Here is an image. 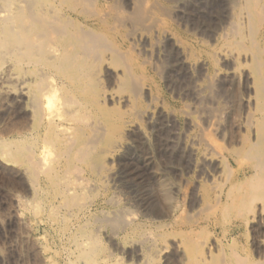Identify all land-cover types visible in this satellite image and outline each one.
Masks as SVG:
<instances>
[{"label":"rangeland","instance_id":"obj_1","mask_svg":"<svg viewBox=\"0 0 264 264\" xmlns=\"http://www.w3.org/2000/svg\"><path fill=\"white\" fill-rule=\"evenodd\" d=\"M99 1L102 5V13L104 14L101 17L105 19L103 21L106 25L107 34L110 36L108 41H110L112 44L110 45L113 48L117 47L120 56L122 54L125 57H119L120 63L112 64L108 60L109 54L106 53L107 61L102 63V68L104 66L103 71L105 72L101 68L96 76V81L98 80L97 84L100 91L102 90L101 92L106 94L107 99H102V103L105 101L103 103L105 108L119 114L121 113L122 117H118L119 120L115 116L112 117V119L118 120V129L114 131L98 124L99 128L104 129L102 132L99 129V139L102 142L111 139L110 144L113 142L108 146L109 150L108 148L105 149V145L102 147V151H104V153L102 152V159L104 158L103 162H105L103 163V167H106V170L100 167L101 169L98 168L96 170L98 173L96 171H93L94 173L87 171L80 172V174L77 172L69 174V180L74 181V184L77 181L79 183L76 186L70 185L73 186L72 188L65 184L67 189H71V193L75 192L76 194L75 205L65 206L62 199L53 193L51 187L45 181L44 173L40 172L41 175L39 172L37 174L34 172V175L36 174L38 178L34 177L27 161H25L27 158L13 155L18 144H26V146L29 145L34 157V143L31 142L34 138V103L32 101L33 105H30L31 100H33V94L30 90L31 85L27 81L30 78L28 74L30 69L28 66L22 65L24 68L21 66L20 72L16 70L17 68H12L14 65L9 61V63L0 66V75L8 68H11V74L14 77L10 79L9 84H5L4 88L0 89V97L3 99L0 98V106L2 107H0V141L4 140V143L0 142V144L9 145V147L14 145L11 147V155H6L8 152L4 153L3 150L5 149H0V153L2 150V154H0V264H149L151 258H154L156 264H164L165 261H167L165 264H180L179 252L183 249L182 244L178 242V240L182 241L180 235L191 231L190 228H195L194 226L197 224L200 216L207 213L211 206L209 203H202L201 187L209 185V182L214 178L213 170L217 172V175L219 174L218 167L221 154H217L216 156L215 153L217 151V153H223L229 148H237L241 141L240 138L244 136V112V115L242 112L241 115H233L230 120L225 119L222 114H220V120L216 119L217 116L214 118L217 121L212 119V110L220 102V95L223 92L221 86L222 78L226 74L227 69L225 67L227 68V66L226 64L224 65L225 62H221L222 60L218 61V65L214 69L216 70L215 76L213 75L212 77L214 70L210 67L207 55L211 53L214 44L217 41H221V37L226 32L227 27L226 23H224V27L221 22H227L226 17L231 16L230 14L237 11L239 0ZM104 5L110 7L106 9ZM139 5L141 7L143 5L142 10L145 14L142 13V15L144 14L145 17L139 16L141 15L139 13L142 12V10H139L141 9ZM225 5L234 8L230 9V7L228 8ZM144 6L149 10L146 11L147 8L144 9ZM111 7L114 9L111 10ZM87 9L85 10L87 22L91 24L98 17V14L95 12V15H91V12L88 15L92 9ZM225 9L226 11H224ZM229 10L232 12L230 13ZM105 13H107V16ZM134 13L138 14L137 16L139 17L137 18ZM224 15L226 16L224 17L226 21L222 18ZM118 16L122 20L124 18V20L122 22L120 20H117L118 22L112 20V17L120 19ZM216 30L219 31L216 32ZM107 43L109 44V42ZM120 50L122 51L120 52ZM124 59L125 61L127 59L125 64ZM127 64L130 67H126ZM122 65L123 67L121 68H124L123 70L120 68ZM105 66L107 67L105 68ZM125 68H127V71ZM25 71L28 73L25 74ZM125 71L128 74L131 72V76L135 75L132 79L133 81L129 78L131 76L125 74ZM121 72L126 75L124 78ZM16 73L18 75H14ZM22 73L25 75L21 76ZM118 73L120 75H117ZM110 76L115 81H111ZM119 79L121 80L119 81ZM18 81H22L24 84L20 85ZM28 86L29 88H27ZM238 87V90L236 89L238 94H242L240 90H243L245 93L242 85ZM13 89L17 93H13ZM21 89H23V93L26 95L24 96V101L18 100V97H20L19 92L22 91ZM5 99L6 102H4ZM54 103L52 102L51 105H56L57 101ZM31 111L33 112L32 114ZM242 111L245 110L242 108ZM214 114L213 116H215ZM208 116L209 119L211 116L213 120H210L211 123L215 122L216 124L217 122L218 125L220 124L217 129L215 128L217 132L214 130L216 133H212L210 130L214 129V127L211 128L210 125V128H208L207 126L209 125L208 122H210L208 121ZM234 117L235 119H233ZM88 119L91 121H88ZM92 120L88 117L85 123L81 124V127H85L84 129L87 130L86 127H90L93 124ZM232 120H235L236 124ZM88 124L90 125L88 126ZM235 127L237 129H234ZM200 129L204 131L201 130L203 138L207 130L211 132V134L208 133L209 136L206 134L204 141L206 140L209 146L213 145L212 147H209L206 142H200L203 141L202 137L199 138L202 135L200 134ZM27 130L28 133L26 132ZM105 132L107 133L105 134ZM214 134H216V139L213 138ZM111 137L115 138L114 141ZM211 137L212 140H210ZM19 139L20 141L22 139L24 142L19 143ZM1 145L0 148L4 147ZM3 153L9 156V158ZM38 156L41 157V155ZM10 157H12L11 160ZM52 158H54V154ZM134 161L138 164H134ZM132 162L133 164H131ZM127 163L129 164L127 165ZM106 164L109 165L106 166ZM211 168L213 169L212 171ZM207 175L211 178H207ZM73 176H76V178ZM79 177L82 178L79 179ZM89 179H91L90 182H88ZM99 180L103 183L99 184ZM206 180L209 182L207 183ZM158 182H165L168 185V189L170 188V209L163 199L158 196ZM85 183L87 186H85ZM88 185H94L92 188L95 190H92L91 186L89 188ZM86 188L87 191H85ZM89 193L92 194L89 195ZM206 206H208V209L203 208ZM30 212L34 213V215ZM104 217L108 220L107 224L105 221H100L104 220ZM125 217L127 219H124ZM96 218L100 223L95 220ZM113 218L114 220H112ZM90 219L93 222L92 224ZM128 219L130 221L127 224ZM256 219L258 217H255L254 223L253 221H249L250 225L248 224L243 228L237 236L240 248H245L244 250L248 251L249 254L251 253V259L259 261L262 256L263 246L261 244V237H257V234L261 236V227L260 225L257 226L258 221ZM110 221L111 224L114 221V225H117L119 230L117 228L113 229L114 225L108 224ZM125 221L126 223H124ZM160 224L161 226H159ZM228 228L229 225L225 227V229ZM198 231L196 228L195 233ZM135 234L138 238H135ZM160 234L163 235L160 236ZM157 235L159 236L158 238ZM144 236L146 237L145 241ZM168 236H171V239ZM254 237L257 238L255 239ZM88 239H93L96 242L97 246L95 249L93 246H90ZM202 240H206L207 246L213 250V253L217 251V246L213 244L215 240L211 236H208L207 231H205ZM251 240H253V243ZM138 242L139 244L137 245ZM176 245H178V248ZM83 252L88 255V259L82 258L81 254ZM255 253L258 254L255 255ZM134 256L136 257L134 258ZM141 261H144V263Z\"/></svg>","mask_w":264,"mask_h":264},{"label":"bare ground","instance_id":"obj_2","mask_svg":"<svg viewBox=\"0 0 264 264\" xmlns=\"http://www.w3.org/2000/svg\"><path fill=\"white\" fill-rule=\"evenodd\" d=\"M0 2L2 3L0 5V66L5 63L12 62V64L14 65V67L12 68H17L16 70L18 71L21 70L22 65L29 67L30 71L28 70L29 73L28 72L27 73L29 74L30 78L27 81L29 85H31L30 90H31V93L33 94V100H31V103L29 101L28 102L30 103L31 106L33 105L32 101L34 103V117H33L34 118V127H33L34 128V138L33 140H31V142L34 143V157L32 155L33 152H31L29 148V145L26 146V144L25 145L18 144V147L16 146V150L14 152L15 154L13 155H16L17 157L19 156L21 158H27V160L25 159L24 160L27 161V164L30 167L33 175H34V172H36V174L37 172L44 173L45 181L51 187L53 193L55 195H58L62 199V202L65 204V206H69L73 204L75 205L76 194L73 191H72L73 193H71L70 192L71 189H67L65 187L66 186L65 184H67L68 186L70 185L76 186L78 181L77 183L75 182L76 184H74V181H71V179L69 180L68 178L69 174L71 173L73 174L76 172L80 174V172L82 173V172H87V171L93 172V171L98 170V168L101 169L100 167H103V163L105 162H103L104 158L102 159V156H103L102 154L104 153V151H102L103 149L102 147H104L105 145V149H106L113 142L110 144L111 139L105 140L103 142L99 139V135H100L99 129L101 128H99L98 126L101 124L109 128L110 130L114 131L118 129V120H119L118 117H122L121 113L119 114V113L110 111L111 109L108 110L105 108L103 104L105 101L102 103L103 101L102 99H107V97L104 92H101L102 90L100 91L99 86L97 84L98 80L96 81L97 79L96 76L98 75L99 70L102 68V63L107 61L105 54L106 53L109 54L108 60L112 64H117L120 60L119 57H121L122 54L120 56L117 47L115 46L116 48H113L111 46L112 44L110 43V41H108L110 36L107 34L106 25H105V22L103 21L104 18L102 19L101 17V16H104V14L102 13L103 9H102V5L99 0H0ZM143 2L145 3V1ZM232 5L234 6V4ZM145 6H144V9L147 8V7L145 8ZM225 6H227L228 8L230 7L228 5H225ZM104 7H106L107 9L110 6L108 7L104 5ZM139 7L141 8L139 9L141 11L143 8L140 5ZM87 8L92 9L91 11H89L88 15L91 14V12H92L91 15H95L96 13L98 14L97 15L98 17L95 19L93 23L91 22V24L87 22V17H86L87 14L85 11ZM231 8L232 7H230V9ZM237 8H238L237 11H234L233 14H230L231 16H228L229 13L227 15L228 17H226L225 15L222 16V18L224 17L227 18V22H221L223 23L222 26L224 27H225L224 23H226V26H227L226 32L223 33V36L221 37V41L220 42L217 41V43L214 44V46L212 47L211 53L207 54L210 67L213 70L216 69L218 65V61H221V60H222L221 62H225L224 65L226 64L227 66V68L225 67V69H227L226 74L222 78L221 86H222L223 92H222V89L220 88L222 92V95H220L221 98L218 97L219 95L217 96L218 98H220V102L216 104V107L213 108L214 110L211 109L213 113L212 111H210V113H212L211 116L213 117L212 118L213 120L216 116H217L216 119H219L220 114H222V116L224 115L225 119L230 120V118L233 117V115L238 116V115H241V112L242 113L244 112L245 113V117H243V119L245 120L244 136L240 138L241 141L240 143L238 142L239 146H237V148H229L228 150H225L223 153H220V152L217 153L218 151L215 153L216 156L217 154L218 155L221 154L220 161H219V167H218L219 174L217 175V172L211 168V171L213 170L212 173L214 175V178L210 182L206 180L207 183L209 182V185H205L204 187H201L202 203L203 204L209 203V205L211 206L209 209L207 208L208 206L203 207L205 209H208V212L200 216L197 224L194 226L195 228H190L191 231L184 233L182 235L178 234L182 238V241L178 240V242H180L183 246V249L179 252L180 264H264V0H239ZM112 9L114 8L111 7V10ZM148 10L149 9L147 8L146 11ZM224 11H226V9ZM229 11L230 13L232 12L231 10ZM142 13H144L143 10L142 12L139 13L141 14L139 15L140 17L141 16L143 17L145 14L144 13L142 15ZM105 14L107 16V13ZM137 15L138 14H136V17L138 18L139 16ZM116 18L112 17V20L113 21L116 20V22H118L117 20H120L121 22L124 20V18L122 20L119 16L118 18L120 19H116ZM117 25L119 26V24ZM218 31L216 30V32ZM222 31H223V28H222ZM107 42H109V44ZM128 48H131V47H128ZM131 49H134V48H131ZM121 51L122 50H120V52ZM124 57L125 56H122V58ZM126 61L124 59V64ZM128 64L126 67L129 66ZM106 67L107 66H105V68ZM121 67H123V65L120 66V68ZM103 68H102V71H103ZM125 70L127 71V68H125ZM126 71H125V74H127V76H131L130 75L131 72L128 74V72ZM215 71L216 70L212 72L213 73L212 77L213 75L215 76L214 74ZM18 73L14 75H18ZM27 73L25 71V74ZM24 75L22 73L21 76H24ZM117 75H120V74L118 73ZM122 75H123V78L126 76L124 74ZM12 76L13 75L11 74V68L10 69L8 68L4 73L0 75V89L4 88L5 84L7 83L9 84L10 79L14 78ZM134 76H131L129 78L132 80ZM130 79L128 80V83ZM112 80L113 79L111 78V81ZM120 80L121 79H119V81ZM18 82L20 83V85L24 84V82L22 81H18ZM119 83L121 84V82ZM16 84H17V81H16ZM125 84H126V81H125ZM240 85H242L243 87L242 89L245 90V93L243 90H240L242 94L244 93L243 95L242 94L240 95L236 92L237 87ZM27 88H29V86ZM27 88L26 90H28ZM21 90L22 91L19 92L20 97H18V100L24 101V96L26 95H24L23 89ZM119 90L121 89L119 88ZM14 92L16 91L14 90L13 93ZM32 94H29V95H32ZM56 97H57V100H56ZM56 101H57V104L52 106L51 105L52 102L56 103ZM4 102H6V99ZM114 105H115V102H114ZM119 106H120V103H119ZM242 108L245 111H242ZM214 111H215V114H214ZM32 113L33 112L31 111V114ZM213 114L215 116H213ZM113 116H115V118L118 120H115V118H113L114 119L113 120L112 119ZM211 116H210V119L208 116V121L212 120ZM222 116L221 118L223 119ZM88 117H90V119H93L94 121L92 120L93 124L90 127H86L87 130H85L84 129L85 127L82 128L81 124L85 123V120ZM233 119H235V117ZM88 121H91V120L88 119ZM214 121H217V120H214ZM232 121L234 122V124H236L235 120H232ZM208 123H209V125H207L208 128L214 127V129H210L212 133H214L215 131L217 132L216 129L218 128L220 124L218 125L217 122L216 124L215 122L211 123V121ZM90 124H88V126ZM234 129H237V128L235 127ZM103 130L104 129H101L100 131L102 132ZM201 130L202 129H200V131ZM202 131L200 132V134L202 135L200 134H199L200 136L198 135L199 138L202 137L203 139V141H200V142H206V140L204 141V138L206 134L208 133L211 134V132L210 131L208 132L207 130V133L206 134L204 133L205 135L203 138ZM26 132L28 133V130ZM106 133L107 132H105V134ZM215 136L216 134H214L213 138H215ZM210 140H212V137ZM3 141L4 140L2 139V142ZM18 142L20 143L24 141H22V139L20 141L19 139ZM3 146L4 147L0 149H5L3 150L4 153L8 152L6 153V155L7 154L11 155L12 154L11 147H13L14 145L13 146L10 145L11 147H9V145H3ZM212 146H209V147H212ZM202 150H203V147H202ZM0 154H2V150ZM53 154H54V158H52ZM38 155H41V157ZM6 157L9 158V156H6ZM11 158L12 157H10V160ZM21 158H19V160H21ZM128 164L129 163H127V165ZM131 164H133V162ZM134 164L137 165L138 163H135L134 161ZM107 165L109 164H106V166ZM103 168L106 170V167H103ZM36 174L34 175V177L35 176L37 177ZM124 174H126V172H124ZM209 175H207V178H209ZM76 176H73V177L76 178ZM84 177H87V176H84ZM80 178L82 177H79V179ZM134 178L136 177L134 176ZM90 180L91 179H89L88 182H90ZM99 181H100L99 182L100 184L102 181L101 180ZM32 182L34 183V181ZM132 182L134 183V181ZM158 183H159L157 185V189L159 193L158 196H160L163 199V201L168 205L170 209L171 208V197H170L171 193L169 194L170 188L168 189V185L165 182H158ZM73 186H70V187L72 188ZM85 186H87L86 183H85ZM92 190H95V189L92 188ZM85 191H87V188ZM91 194L92 193H89V195ZM44 206H45V203H44ZM201 210L203 211L204 209H201ZM164 211L163 213H165ZM173 212H174V209H173ZM32 214L34 215V213ZM52 214H53V211H52ZM95 216L93 217L95 218ZM255 217L256 218L258 217V219H256L258 221V224L256 223L257 226L260 225L262 229V230L260 229L261 236H259V234H257L258 236L256 235L258 238L261 237V244L263 246V252L262 250H260L262 252V256L259 255L261 256V259H259V261H254L253 259H251L250 257L251 253L249 254L248 251L244 250L245 248L244 249L240 248L239 239L237 236L239 232H241V230L249 224V221H253L254 223ZM101 218L103 217L101 216ZM117 219H118V216H117ZM124 219H127V218L125 217ZM129 219H132V218H129ZM129 219L127 220V224L130 221ZM95 220H97V218ZM106 220L107 218L104 217V220L102 219L100 221H103V222L105 221V223L107 224L108 220L107 221ZM112 220H114V218ZM90 222H91V219H90ZM113 222L114 221H112V224H111V221H110L108 224L114 225ZM92 223L93 222H91V224ZM124 223H126V221ZM120 224L122 223L120 222ZM227 225H229V228L225 229ZM159 226H161V224ZM112 228L116 229L117 225H114ZM196 228L197 230H199L197 233H195ZM121 231H122V227H121ZM205 231L208 232V236H211L215 240L213 244L217 246L218 248V249L216 248L217 251L215 253H213L212 252L213 250H211L210 247L207 246L206 240H202L204 238ZM95 232H98V231H95ZM178 232H181V231H178ZM151 233H154V232H151ZM257 233H260V232H257ZM113 234H110V235H113ZM162 235L163 234H160V236ZM171 236H168V238H170ZM149 237H151V235H149ZM158 237L159 236L157 235V238ZM257 237H254V238L256 239ZM135 238H138L136 237V234H135ZM145 239L146 237L144 236V241ZM151 239L153 238L151 237ZM160 241L162 242V240ZM252 241L253 240H251V242ZM88 242L90 243L91 247L93 246L94 249L96 248L97 245H96V242L93 241V239H88ZM141 242H140V245H141ZM147 243L149 242L147 241ZM138 244L139 242L137 243V245ZM166 245L164 246L166 247ZM178 245H176L177 248H178ZM254 245L257 246L256 244ZM101 246H104V245H101ZM254 248L256 249V247ZM136 249L138 250V248ZM257 254L255 253V255ZM81 256L84 259L89 258L85 252H83ZM136 256H134V258ZM141 262L144 263V261H141ZM166 262L167 261H165V263ZM178 262H179V259H178ZM149 264H156V262L154 261V258L150 259Z\"/></svg>","mask_w":264,"mask_h":264}]
</instances>
